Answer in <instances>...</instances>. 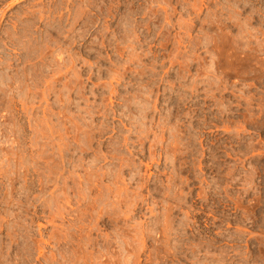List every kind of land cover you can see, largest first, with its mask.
<instances>
[{"label":"rangeland","instance_id":"rangeland-1","mask_svg":"<svg viewBox=\"0 0 264 264\" xmlns=\"http://www.w3.org/2000/svg\"><path fill=\"white\" fill-rule=\"evenodd\" d=\"M0 264H264V0H0Z\"/></svg>","mask_w":264,"mask_h":264}]
</instances>
